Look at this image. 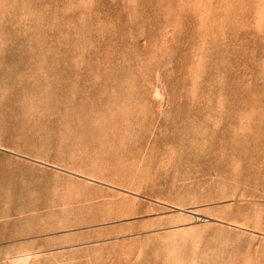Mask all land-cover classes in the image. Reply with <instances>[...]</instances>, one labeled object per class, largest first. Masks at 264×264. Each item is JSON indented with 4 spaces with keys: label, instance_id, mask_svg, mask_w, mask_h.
I'll list each match as a JSON object with an SVG mask.
<instances>
[{
    "label": "rangeland",
    "instance_id": "374dc122",
    "mask_svg": "<svg viewBox=\"0 0 264 264\" xmlns=\"http://www.w3.org/2000/svg\"><path fill=\"white\" fill-rule=\"evenodd\" d=\"M0 264H264V0H0Z\"/></svg>",
    "mask_w": 264,
    "mask_h": 264
}]
</instances>
